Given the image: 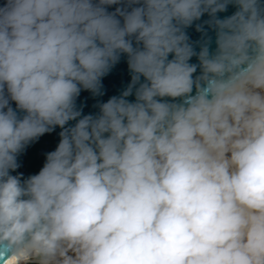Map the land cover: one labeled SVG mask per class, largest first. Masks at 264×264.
I'll use <instances>...</instances> for the list:
<instances>
[{
	"label": "clouds",
	"instance_id": "clouds-1",
	"mask_svg": "<svg viewBox=\"0 0 264 264\" xmlns=\"http://www.w3.org/2000/svg\"><path fill=\"white\" fill-rule=\"evenodd\" d=\"M0 264H264V0H0Z\"/></svg>",
	"mask_w": 264,
	"mask_h": 264
},
{
	"label": "water",
	"instance_id": "water-1",
	"mask_svg": "<svg viewBox=\"0 0 264 264\" xmlns=\"http://www.w3.org/2000/svg\"><path fill=\"white\" fill-rule=\"evenodd\" d=\"M114 8L115 6H113L109 10L112 11L114 10ZM235 10V7L230 5L227 12L219 13L218 15L223 18L224 16L231 15ZM207 18V15H205L201 18V21ZM187 32L192 41H197L200 39V33L196 32L195 25L187 29ZM209 35L213 37L212 48L214 49V33L209 30ZM196 50L199 51V48L197 47ZM197 62V59L193 57L191 63ZM130 79L131 77L128 71L126 57L122 56L121 61L112 69L110 74L103 78V90L105 94L103 96L94 98L92 97L91 93L82 91L80 97L78 98L77 104L83 105L84 114L98 112V108L94 107V105L98 102H106L110 97L119 95L121 91L126 87V85L130 82ZM128 99L134 100V96H130L128 97ZM59 131L60 129L57 128L54 132L45 134L39 139L38 142L29 146L26 152L19 157L21 167L17 171L23 173L25 178L29 175L38 173L45 161V153L55 150L59 142Z\"/></svg>",
	"mask_w": 264,
	"mask_h": 264
}]
</instances>
